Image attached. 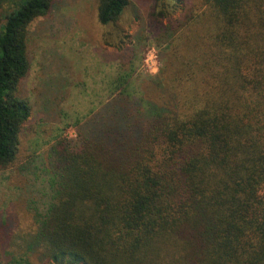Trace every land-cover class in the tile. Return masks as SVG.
Segmentation results:
<instances>
[{"label":"trees","instance_id":"16d2710c","mask_svg":"<svg viewBox=\"0 0 264 264\" xmlns=\"http://www.w3.org/2000/svg\"><path fill=\"white\" fill-rule=\"evenodd\" d=\"M57 1L0 0V172L34 113L29 28ZM132 1L97 0L100 25ZM136 1L178 36L158 95L122 67L78 140L54 139L43 210L20 234L0 219V264H264V0Z\"/></svg>","mask_w":264,"mask_h":264},{"label":"rangeland","instance_id":"374dc122","mask_svg":"<svg viewBox=\"0 0 264 264\" xmlns=\"http://www.w3.org/2000/svg\"><path fill=\"white\" fill-rule=\"evenodd\" d=\"M186 1L197 8L199 0ZM152 9L133 0L116 25L105 27L98 22L97 0H58L49 16L30 25L32 66L22 91L34 113L22 132L16 166L0 172V219L15 234L33 228L30 202L43 210V159L54 139L78 140L76 125L109 99L122 67L133 66V81L158 95L156 77L167 69L178 36L150 24ZM117 43L128 51H117ZM19 167L28 170L18 172ZM18 256H25L22 264H42L37 255Z\"/></svg>","mask_w":264,"mask_h":264}]
</instances>
